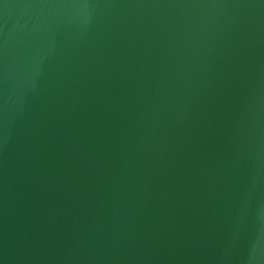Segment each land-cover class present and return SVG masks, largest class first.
<instances>
[{
  "label": "water",
  "instance_id": "1",
  "mask_svg": "<svg viewBox=\"0 0 264 264\" xmlns=\"http://www.w3.org/2000/svg\"><path fill=\"white\" fill-rule=\"evenodd\" d=\"M0 264H264V0H0Z\"/></svg>",
  "mask_w": 264,
  "mask_h": 264
}]
</instances>
